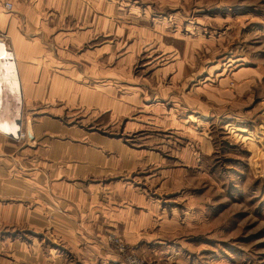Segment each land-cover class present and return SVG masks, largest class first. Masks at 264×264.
I'll use <instances>...</instances> for the list:
<instances>
[{"label": "rangeland", "instance_id": "rangeland-1", "mask_svg": "<svg viewBox=\"0 0 264 264\" xmlns=\"http://www.w3.org/2000/svg\"><path fill=\"white\" fill-rule=\"evenodd\" d=\"M59 3L60 11L44 13L47 34L81 40L48 47L79 53L81 63L83 52H92L85 61L95 65V78L109 72L117 77L108 78L123 79L106 95L121 107L105 115L128 121L124 147L142 154L141 168L128 176L144 173L135 181L156 198L158 210L136 240L122 228L103 225L95 233L78 221L81 244L73 248L54 231L63 214L59 201L51 200L44 220L38 204L34 211L17 199L22 180L11 179L8 190V173L23 176L25 169L5 153L34 142L27 136L34 119H91L103 112L62 99L47 107H27L24 99L23 107L19 91L17 104L15 92L6 91L10 116L17 118V106L23 114L21 138L0 133V264H264V0ZM31 22L32 35L42 34L40 23ZM1 40L14 53L6 32ZM32 145L26 148L35 150ZM8 164L18 170L8 171ZM8 191L16 200L3 199ZM86 239L95 242L82 246Z\"/></svg>", "mask_w": 264, "mask_h": 264}, {"label": "crops", "instance_id": "crops-1", "mask_svg": "<svg viewBox=\"0 0 264 264\" xmlns=\"http://www.w3.org/2000/svg\"><path fill=\"white\" fill-rule=\"evenodd\" d=\"M51 1L52 9L49 10ZM59 1L64 0H0V32L7 33L15 53L13 55L7 45L2 44L4 49L0 50V91L22 93L23 107L24 99L27 107L35 104L42 107L43 103L47 107V103L52 100L62 99L68 106L99 109L103 116L92 115L91 119H34L36 121L31 132L27 128L31 119L25 121L27 136L34 142L12 149V154L5 153L9 157L15 155L16 159L24 162L23 176L8 173V190L12 189L11 179L22 180L23 196L17 198L14 192L8 191L7 197L3 199L11 202L10 200L17 198L30 203L31 208L38 204L44 220L48 209H51L48 206L51 200L59 201L63 214L56 216L54 231L68 240L76 250H79L80 242L77 241L81 235L78 221L84 222L89 230L94 229L95 233L104 226L106 229L113 226L122 228L124 234L129 233L136 240L142 234L143 223L150 224L152 214L158 207L152 205L156 198L146 197L143 185L135 181L144 173L135 172L133 177L128 176L141 168L139 160L142 156L141 152L124 147L123 137L126 136L128 121L110 119L111 115H105L112 108L121 107V103L113 107V99L106 95L116 91L114 86H117L116 83L121 84L123 79L108 78L113 76L109 72L103 74L101 79L95 78V65L85 61L93 59L92 52H83L81 63L79 53L65 51L63 47L62 50L48 47V44L57 46L59 42L74 43L81 40V37L72 34H47L50 23L44 13L64 8ZM6 2H11L14 10L8 11L4 5ZM71 4L72 2L67 9ZM37 10L40 13L38 18L33 16V12ZM31 21L40 23L42 34L32 35ZM8 76H13V81ZM113 77H117V74ZM130 87L133 88L132 85ZM117 95H124L121 88ZM0 111V116H3L1 119L9 115L8 109L4 112L1 106ZM84 124L97 127H86ZM134 135L142 137L144 133L136 132ZM31 144H35L32 145L35 146L33 151L26 148ZM26 158L29 160H25ZM17 170V167L11 169L8 164V171ZM37 174L39 178L35 179ZM97 220L103 223L99 226ZM93 242L95 241L83 240L82 246Z\"/></svg>", "mask_w": 264, "mask_h": 264}, {"label": "bare ground", "instance_id": "bare-ground-1", "mask_svg": "<svg viewBox=\"0 0 264 264\" xmlns=\"http://www.w3.org/2000/svg\"><path fill=\"white\" fill-rule=\"evenodd\" d=\"M0 42H2V44H4V41H0ZM5 45V44H4ZM7 50V49H6ZM7 51H9V50H7ZM0 62L2 63V61L0 60ZM0 63V64H1ZM0 73H1V68H0ZM3 77V76H2ZM6 91H0V106H1V109H3V111L5 112V110L6 109H8L9 107H8V101H5V97H2V95H3V93H5ZM6 94V93H5ZM20 96H21V98H22V93H20ZM18 99H19V93H17V92H15L14 93V96H12V98H11V100H12V102L14 103V104H17L18 103ZM19 101H20V99H19ZM21 111H20V109H19V106H17V114H16V116H17V118H13L15 115L13 114L12 116L13 117H11L10 116V114L9 115H6V118L5 119H1V121H3V123L5 124V123H7L8 124V126L9 127H11V128H13V130H10V128H9V133L8 132H3L2 130H1V128H0V133H2V134H4V135H9V136H12V137H18V138H21L22 137V135L20 134L21 133V127H20V125H19V123H20V121H21V113H20ZM0 113H1V111H0ZM9 113V112H8ZM14 113V112H13ZM0 117H3V116H0ZM11 118V119H10ZM16 119H18V120H16ZM0 123H2V122H0Z\"/></svg>", "mask_w": 264, "mask_h": 264}, {"label": "built area", "instance_id": "built-area-1", "mask_svg": "<svg viewBox=\"0 0 264 264\" xmlns=\"http://www.w3.org/2000/svg\"><path fill=\"white\" fill-rule=\"evenodd\" d=\"M4 5H5L6 9L9 10V11H12L13 8H14V6H13V4L11 2H6ZM15 75H17V73H15ZM116 239H117V241H120L118 238H116ZM133 264H140V263L138 261L134 260Z\"/></svg>", "mask_w": 264, "mask_h": 264}]
</instances>
